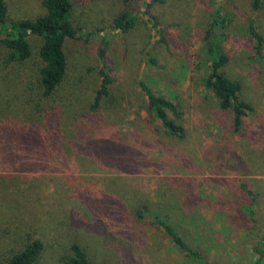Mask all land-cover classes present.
I'll return each mask as SVG.
<instances>
[{
	"label": "rangeland",
	"instance_id": "rangeland-1",
	"mask_svg": "<svg viewBox=\"0 0 264 264\" xmlns=\"http://www.w3.org/2000/svg\"><path fill=\"white\" fill-rule=\"evenodd\" d=\"M72 1L76 35L65 42L67 74L52 102L36 90L42 40L28 38L31 56L22 63L9 61L0 42V262L28 233L43 243L36 264H62L73 243L92 264H253L257 242L264 264V49L260 63L247 33L253 21L264 35V12L250 0ZM4 2L9 21L45 13L42 0ZM218 7L229 18L217 32L225 72L254 108L239 131L203 85L204 37ZM124 10L136 22L120 33L111 24ZM102 66L110 98L93 114ZM140 83L177 106L183 139L145 111ZM43 102L59 110L49 132ZM76 136L91 145L56 144ZM151 216L203 258L189 259Z\"/></svg>",
	"mask_w": 264,
	"mask_h": 264
},
{
	"label": "trees",
	"instance_id": "trees-1",
	"mask_svg": "<svg viewBox=\"0 0 264 264\" xmlns=\"http://www.w3.org/2000/svg\"><path fill=\"white\" fill-rule=\"evenodd\" d=\"M128 1V0H123ZM45 13L37 18L24 19L18 21H9L7 5L4 0H0V42L9 51V61L24 62L31 56V47L28 41L30 36L39 37L42 43L37 51L38 59L41 63L37 71V92L41 100L46 103L52 102L63 85L67 74V58L64 51V45L67 39H74L76 30L71 23V15L74 9L72 0H42ZM251 7L255 11L264 12V0H250ZM136 17L128 10H124L112 19L111 28L120 33H126L135 25ZM229 23V18L218 7L212 16L208 30L205 32L204 46L208 57L206 77L203 79V85L206 90L212 92L218 107L221 111L228 112L232 116L233 129L239 131L243 125V119L254 113L253 106L243 100L240 96L241 85L232 80L225 72V66L228 63V57L223 53L217 42L218 29H222ZM102 31V30H100ZM249 39L253 44V55L258 62L262 63L264 49V35L258 26L251 21L247 27ZM109 34V33H107ZM103 39V38H101ZM105 43V40H102ZM104 50L100 49V58L103 59ZM99 85L94 90L88 110L97 114L102 108L104 99L110 98V87L112 79L107 70L102 66L98 71ZM140 91L144 96L145 111L151 115L160 124V127L170 137L181 140L185 137L186 131L181 124L180 112L177 106L173 105L169 99L156 95L152 89L140 83ZM44 102L39 104L38 111L47 114L46 126L49 132L48 121H52L53 114L59 112L58 108L46 109ZM65 112L77 117L75 113V104L66 105ZM85 125V123H84ZM55 129V127H53ZM78 143L77 147L87 148L89 140H56L58 146L70 148L72 144ZM106 141L108 146L114 145L112 140ZM117 144V143H115ZM15 145H19L18 142ZM25 145V144H23ZM88 150V149H87ZM147 207L137 209L138 217L142 218ZM155 225L169 237L171 242L179 248L189 259H202V254L198 255V249L190 246L175 231L174 227L156 216H151ZM24 245L17 253H13L0 264H36L43 250V243L40 239H29L28 233L25 234ZM256 260L253 264H261L263 252L260 243H257L254 249ZM195 262V261H194ZM62 264H92L83 248L73 243L69 247L68 254L63 257ZM206 264H210L208 261Z\"/></svg>",
	"mask_w": 264,
	"mask_h": 264
},
{
	"label": "crops",
	"instance_id": "crops-1",
	"mask_svg": "<svg viewBox=\"0 0 264 264\" xmlns=\"http://www.w3.org/2000/svg\"><path fill=\"white\" fill-rule=\"evenodd\" d=\"M253 231H254V230H253ZM257 243H261V242H257ZM257 243H256V244H257ZM255 246H256V245H255ZM254 249H255V248H254ZM254 255H255V253H254Z\"/></svg>",
	"mask_w": 264,
	"mask_h": 264
}]
</instances>
